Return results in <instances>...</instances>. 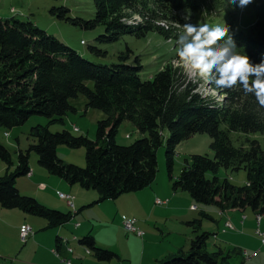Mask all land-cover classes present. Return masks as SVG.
<instances>
[{
    "label": "trees",
    "instance_id": "obj_1",
    "mask_svg": "<svg viewBox=\"0 0 264 264\" xmlns=\"http://www.w3.org/2000/svg\"><path fill=\"white\" fill-rule=\"evenodd\" d=\"M250 7L255 19L248 26L241 25V16L237 17L240 8H233L228 0H95L94 18H72L65 14L70 11L65 6L55 7L51 13L88 29L103 25L105 30L97 40L112 43L128 33L137 36H144L150 30L167 33L164 28H155L154 20L177 24L182 29L186 22L182 11L197 12L200 16L205 10L207 23L204 20L197 23L211 26L227 23L238 50L259 63L264 60V0H255ZM127 10L143 13L147 23L126 24L122 18ZM214 11L218 14L212 19ZM91 50L99 52L92 47ZM130 52L128 48L120 54L121 63L92 62L32 21L16 16L0 17V133L25 124L33 115L47 116L50 123L63 122L68 112L76 111L71 100L81 95L86 97L87 107L106 114L98 121L95 140L66 129L54 132L49 125L33 126L28 148L18 150L14 171L0 176L1 206L43 217L48 227L63 225L72 218L70 212L50 208L36 197L23 195L17 187V177L31 171L32 151L50 173L70 184L97 190L98 201L141 190L156 178V150L163 143V131L167 129L166 157L171 177L177 147L194 134H208L215 152L214 158L193 154L187 159L173 182L174 190L189 192L196 202L242 210L250 207L263 216L264 108L241 88L218 89L226 96L223 102H216L195 92L191 84L181 87L183 71L171 63L152 79H143L139 56L137 62L126 63ZM125 121L132 122L147 135L130 145L119 144L116 136ZM223 123L228 124L227 129L222 127ZM233 131L246 136L241 144H234L230 136ZM257 134L261 138L251 136ZM60 144L85 147L86 165L61 159L57 152ZM11 153L0 140V159L8 166L14 163ZM221 167L245 170L248 183L240 186L227 177L220 180L216 173ZM208 173L213 177L209 178ZM210 236L207 231L198 233L188 253L162 264H231L230 255L222 249H208ZM79 242L100 260L119 257L115 251L99 245L93 233L84 235Z\"/></svg>",
    "mask_w": 264,
    "mask_h": 264
},
{
    "label": "rangeland",
    "instance_id": "obj_2",
    "mask_svg": "<svg viewBox=\"0 0 264 264\" xmlns=\"http://www.w3.org/2000/svg\"><path fill=\"white\" fill-rule=\"evenodd\" d=\"M257 1L260 2L261 0ZM62 6L70 9L65 14L72 18L90 19L95 17V0H0V17L16 16L23 20L32 21L49 34L58 37L74 48L88 60L96 63H121L120 54L125 53L130 48L131 52L126 63L137 62L136 57L139 56L143 65L141 71L143 79H152L156 72L165 67L167 63H171L176 68L181 67L183 71L181 87L191 84L194 91L201 94L202 97L213 98L216 102L224 101L226 96L224 93L213 87L211 83L191 74L190 70L177 58L176 37L182 32L177 24L172 26L169 22L154 20L152 23L155 28H164L167 33L162 34L157 30H150L144 36L128 33L122 35L115 42L105 43L97 40V37L105 30L103 25L88 29L72 24L66 18H60L51 13L53 8ZM250 6L239 9L241 12L239 14L237 12L239 19L241 16L242 26L250 25L255 19ZM204 12L205 10L200 16L197 12L182 11L181 13L186 21L195 24L200 20L207 23L209 17ZM125 13L122 20L128 25L139 26L147 23V19L142 16L143 13L132 12L131 10H127ZM203 14L204 16H202ZM217 14L214 11L212 19H215ZM226 21L227 18L221 23ZM91 47L99 52H93ZM86 101V97L83 95L77 99H72L71 102L75 105L76 111L68 112L63 122L50 123V118L47 116L33 115L25 124L14 127L8 132L2 131L0 140L11 150L14 163L13 166H8L0 159V176H3L7 171H14L17 165L18 150L28 148L30 144L29 131L37 124L49 125L50 130L54 132L66 129L74 135H87L95 140L98 121L103 119L106 114L102 110L87 107ZM222 127L227 129L228 124L223 123ZM168 134V130L164 129L163 143L156 150V178L151 185L141 190L126 192L117 198L98 201L97 190L87 189L79 184H70L64 178L50 173L39 163L35 151H32L30 156L31 171L27 175L17 177L16 185L23 195L38 197L52 204L51 206L47 205L50 208L60 210L54 207L59 205L67 207V211L61 210L63 212L72 213L71 211H73L71 207L67 206V202L72 207L75 206V200L83 202L80 206L86 204L83 215L89 225H85V227L92 228L93 234L98 237L97 243L115 251L119 256L116 259L122 264H162L171 260L172 257L188 253L192 239L203 231L211 233L208 249H222L225 254L230 255L229 263L264 264V246L261 248L260 245H257L253 248L251 244L254 238H257L254 229L248 235L250 239L233 235L240 232L248 233L246 230L248 226L244 230L239 229L230 219L235 216L241 220L244 214H253L254 211L250 207L242 210L228 205L221 208L217 204L196 202L189 192L182 189L174 190L173 188V182L186 165V160L190 159L193 154H208L212 158L215 157V152L211 148V137L206 133H197L181 142L176 149L171 177L166 157ZM145 135L147 133H142L132 122L125 121L118 130L116 140L119 144L130 145ZM230 136L236 145L241 144L246 138L244 134L238 131L231 132ZM251 136L261 138L258 134ZM57 152L66 163L86 165L85 147L73 148L66 144H60L57 147ZM216 174L220 180L227 177L235 185L242 186L248 183L247 172L243 169L234 171L231 168L221 167ZM207 176L212 178L213 174L208 173ZM81 189L85 191V194L79 192L82 191ZM62 193L64 196L61 195ZM263 216L256 214L258 227L255 232L264 245V229L260 227ZM245 218L246 215H244L243 221ZM127 221H134L137 228L143 233L138 234L137 231L126 228ZM71 222L72 220L65 224ZM225 232L227 233L225 234ZM31 234L32 231L25 239L22 235L21 238L26 240ZM67 248L68 251H73L69 242ZM244 251L248 255H254V257L246 260ZM86 252L91 253L92 251L86 248ZM55 253L57 255L59 251ZM68 259L79 264L71 257L64 258V264H69Z\"/></svg>",
    "mask_w": 264,
    "mask_h": 264
},
{
    "label": "crops",
    "instance_id": "obj_3",
    "mask_svg": "<svg viewBox=\"0 0 264 264\" xmlns=\"http://www.w3.org/2000/svg\"><path fill=\"white\" fill-rule=\"evenodd\" d=\"M79 192L85 194L83 190ZM38 199L48 206L52 205L47 201ZM82 203L75 200V206L72 207L67 202V206L73 209L71 211L73 216L70 219L72 222L57 227H48V221L43 217L26 213L20 209L5 208L0 204V264H64L63 259L66 257L73 258L79 264H122L116 258L111 261L100 260L93 251L91 253L86 252L87 246L80 244L79 240L84 235L93 233L92 228L88 229L85 227L89 223L83 215V209L86 204L80 206ZM54 208L67 209V207L60 205ZM244 215H246V218L243 221ZM244 215L241 220L235 216H232L230 220L239 229L244 230L248 226L246 228L248 233L243 234L240 232L233 235L250 239L248 235L254 229L257 238H254L251 242L252 247L255 248L257 245H260V247L264 246L255 232L258 227L256 212ZM78 223L79 226H77ZM27 224L31 226L32 234L26 240H23L20 235V229L22 225ZM260 227L264 229V216ZM94 235L98 241L97 235ZM68 242L69 246L73 248L72 252L68 251ZM56 251H59V254L56 255ZM244 253L246 252L244 251ZM244 257L246 260H250L254 255Z\"/></svg>",
    "mask_w": 264,
    "mask_h": 264
},
{
    "label": "clouds",
    "instance_id": "obj_4",
    "mask_svg": "<svg viewBox=\"0 0 264 264\" xmlns=\"http://www.w3.org/2000/svg\"><path fill=\"white\" fill-rule=\"evenodd\" d=\"M255 0H228L233 8L244 9ZM176 39L180 62L191 74L217 89L241 88L264 108V60L254 63L238 50L230 26L186 21Z\"/></svg>",
    "mask_w": 264,
    "mask_h": 264
},
{
    "label": "built area",
    "instance_id": "obj_5",
    "mask_svg": "<svg viewBox=\"0 0 264 264\" xmlns=\"http://www.w3.org/2000/svg\"><path fill=\"white\" fill-rule=\"evenodd\" d=\"M61 195L64 196V194H61ZM69 202H71V200H69ZM160 202H162V201H160ZM125 227H126V228H129L131 231H137L138 234H142V233H143V232H141V230H139V229L137 228V226H136V224H135L134 221H127ZM31 231H32L31 227H22V230H21V235H22V237L25 239L26 236H27ZM263 243H264V234H263ZM244 256L249 257L250 255H248L247 252H246V253H244ZM68 260H69V264H75V263L71 262L70 259H68Z\"/></svg>",
    "mask_w": 264,
    "mask_h": 264
},
{
    "label": "bare ground",
    "instance_id": "obj_6",
    "mask_svg": "<svg viewBox=\"0 0 264 264\" xmlns=\"http://www.w3.org/2000/svg\"><path fill=\"white\" fill-rule=\"evenodd\" d=\"M63 194V193H62ZM23 227H30L29 225H25V226H23ZM262 241V240H261Z\"/></svg>",
    "mask_w": 264,
    "mask_h": 264
}]
</instances>
